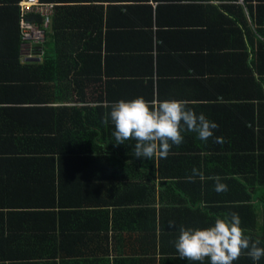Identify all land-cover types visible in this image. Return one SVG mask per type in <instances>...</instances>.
<instances>
[{"label":"trees","instance_id":"1","mask_svg":"<svg viewBox=\"0 0 264 264\" xmlns=\"http://www.w3.org/2000/svg\"><path fill=\"white\" fill-rule=\"evenodd\" d=\"M39 1L53 6L52 29L44 44L28 49L19 32L20 0H0V169L6 186L0 198V264H98L112 226L107 218L148 215L155 201L162 217L184 211L173 209L180 200L217 205L207 206L208 217L235 212L244 234L264 248V0ZM25 19L41 28L39 14ZM154 28L157 41L159 30L173 29L194 40L193 50L204 47L211 59L238 45L240 60L221 56V78L204 86L195 80L184 84L207 92V104L186 97L197 102L187 107L218 125L213 136L202 141L182 130L183 143L173 145L167 158L148 160L132 155L135 140L116 144L108 117L118 98L133 93L139 77L120 84L126 79L116 76L112 60L121 49L136 48V72H147L151 50L143 46L152 43ZM103 29L115 45L108 40L114 49L106 46L105 58ZM200 39L206 43L195 42ZM26 57L40 62H22ZM12 74L24 79H10ZM195 75L200 73L193 70ZM193 168L200 175L189 181ZM216 176L226 192L215 191ZM139 257L128 262L153 263ZM178 260L200 264L162 251L161 264ZM204 262L210 264L208 258ZM233 264H264V257L254 262L242 252Z\"/></svg>","mask_w":264,"mask_h":264},{"label":"crops","instance_id":"2","mask_svg":"<svg viewBox=\"0 0 264 264\" xmlns=\"http://www.w3.org/2000/svg\"><path fill=\"white\" fill-rule=\"evenodd\" d=\"M153 9H155V7H153ZM219 11V13H222L226 18H230L227 12L223 9H220ZM235 25L241 34L240 24L238 23ZM153 30L154 33L152 37V43L149 39L143 46V48L147 47L146 49L151 50V58L148 61L151 63V68L147 72L142 75L140 74L143 73L141 69L140 73L136 72V64H139L137 61V55L134 54L136 53V48L132 47L131 50L121 49L118 56L112 60V63L115 66L116 76L126 79L120 81V84L128 83L126 81L132 80L133 78L139 76L137 78V87L133 93L129 95H122V98H118L120 100L131 101L137 97H143L146 101L155 102L169 100L170 97H172L171 100L184 101L187 107V105L193 106L197 104V102L187 101V99L197 97L201 101V104H207L203 98L207 92L199 86L185 88V82L189 80H195L199 82L200 86H204L209 80L222 77L216 75V71L222 70V67L220 66L221 56H226L228 58L230 55H232L234 58H236L237 63L240 60V50L238 45H233V47L229 50H223L220 53V57L211 59L209 58L208 52L203 49L204 47H200L201 49L198 50H193L194 40L190 41L186 36L182 37V35H177L175 32L176 30H159V32L162 34L159 36L162 38L160 41H157L156 29L154 28ZM108 33L112 34L108 31H105L104 29L101 31L102 42L100 44L102 48V56L104 58L106 56L104 50L106 46L110 51L114 49V47L108 42L109 40L114 45L110 39L112 36ZM175 42H183V45L174 46ZM195 42L206 43V39L195 40ZM150 44L152 46H150ZM111 55L116 56L115 53ZM22 62H28V57L22 58ZM31 63L38 62L33 61ZM193 70L200 73V75H195L194 77ZM4 78H7L6 71ZM14 78L21 80L24 79V77L21 75L12 74L10 79ZM25 78L28 79V77ZM20 136L23 135L20 134ZM141 172L144 173V169L141 170ZM1 177L2 171L0 169V198L2 188L6 187L2 182L3 179H1ZM155 186L156 189H158L160 186L159 182L156 181ZM207 206L213 207L217 205ZM207 206L199 203L188 205L185 204V202H181L180 200V203L173 205V209H184V211L182 210L170 216L162 217L161 204L159 201H155L149 205L151 210L148 215H140L139 217L132 216L131 218H107L110 220V224L112 226H110V232L108 234L106 246L100 248L101 252L97 253V255H102V257L98 259V264H137L134 262L129 263L128 261L140 260L142 257L139 256L152 258V264H161L162 251L163 253L169 252L179 255L175 248V242L179 237V230L182 226L184 228L203 229L213 225L215 222L213 220L218 218L207 216ZM188 210L193 212L192 215L186 212ZM196 213H199L200 215H197ZM169 222H172V227H169ZM119 223L126 225L127 229L125 227L119 226ZM112 227H114V233L111 231ZM114 235H116V237H118L117 235H123V237H118L120 242L112 245L111 239ZM166 240H168L167 243ZM100 261H102V263ZM199 263L201 264V262ZM170 264L182 263L178 260L172 261Z\"/></svg>","mask_w":264,"mask_h":264},{"label":"clouds","instance_id":"3","mask_svg":"<svg viewBox=\"0 0 264 264\" xmlns=\"http://www.w3.org/2000/svg\"><path fill=\"white\" fill-rule=\"evenodd\" d=\"M51 29L52 26L47 33ZM28 60L39 63V59L30 57ZM108 118L115 127L113 136L116 144L135 140L132 155L148 160L153 157L167 158L173 145L183 143L182 130L195 132L200 140L207 141L213 136V130L218 128L215 122L209 121L203 114L196 115L186 107L184 101L179 100L150 102L143 97L131 101L120 100L111 105ZM108 118L105 119L106 123ZM215 142L223 143V138L217 137ZM192 172L193 176L188 177L189 181L200 175L195 168ZM213 179L216 182V192L228 190L227 185L220 182L219 176ZM240 225L239 215L232 212L223 219L217 218L214 225L207 228L182 226L175 242L176 251L181 259L199 261L201 264L205 258L210 260V264H233L242 252H246L254 262L259 261L264 257V248L258 246L259 239L253 240L251 236L245 235ZM172 226V222H169V227Z\"/></svg>","mask_w":264,"mask_h":264},{"label":"built area","instance_id":"4","mask_svg":"<svg viewBox=\"0 0 264 264\" xmlns=\"http://www.w3.org/2000/svg\"><path fill=\"white\" fill-rule=\"evenodd\" d=\"M52 5L41 3L39 0H20L19 9L21 19L19 32L22 44L28 49L44 44L46 33L51 26ZM39 14L43 19L41 28L35 26L25 18L28 14Z\"/></svg>","mask_w":264,"mask_h":264},{"label":"rangeland","instance_id":"5","mask_svg":"<svg viewBox=\"0 0 264 264\" xmlns=\"http://www.w3.org/2000/svg\"><path fill=\"white\" fill-rule=\"evenodd\" d=\"M51 49H52V45L50 43H48L47 50H51Z\"/></svg>","mask_w":264,"mask_h":264},{"label":"water","instance_id":"6","mask_svg":"<svg viewBox=\"0 0 264 264\" xmlns=\"http://www.w3.org/2000/svg\"><path fill=\"white\" fill-rule=\"evenodd\" d=\"M28 62H33V60H28Z\"/></svg>","mask_w":264,"mask_h":264}]
</instances>
